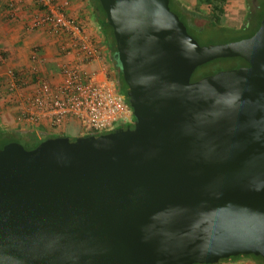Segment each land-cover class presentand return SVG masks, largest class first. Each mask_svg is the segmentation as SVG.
<instances>
[{
  "label": "water",
  "instance_id": "obj_1",
  "mask_svg": "<svg viewBox=\"0 0 264 264\" xmlns=\"http://www.w3.org/2000/svg\"><path fill=\"white\" fill-rule=\"evenodd\" d=\"M134 120L0 148V264L264 259V13L201 45L169 0H99ZM247 65L191 81L200 65Z\"/></svg>",
  "mask_w": 264,
  "mask_h": 264
},
{
  "label": "built area",
  "instance_id": "obj_2",
  "mask_svg": "<svg viewBox=\"0 0 264 264\" xmlns=\"http://www.w3.org/2000/svg\"><path fill=\"white\" fill-rule=\"evenodd\" d=\"M32 3L36 15L26 24L34 31L44 29L57 40L59 51L66 59L59 65V79L51 81L40 74L39 47L29 52L32 62L28 76L12 69L4 73L0 90L17 108V118L31 126L46 123L61 127L73 120L83 134L113 131L134 120L129 102L108 75V65L87 28L67 14L68 0H17ZM16 2L8 3L15 13ZM6 56L0 50V65ZM98 64L95 70L89 67Z\"/></svg>",
  "mask_w": 264,
  "mask_h": 264
},
{
  "label": "crops",
  "instance_id": "obj_3",
  "mask_svg": "<svg viewBox=\"0 0 264 264\" xmlns=\"http://www.w3.org/2000/svg\"><path fill=\"white\" fill-rule=\"evenodd\" d=\"M11 0H0V50L5 53L6 59L0 65V85L5 78L4 73L12 69L21 76H28L32 62L29 59L31 47H39V64L40 74L51 81L59 79V65L66 59L61 55L57 40L44 29L31 31L27 29L26 24L33 16L36 15V9L32 3L16 2L15 13L9 12L8 3ZM62 1V0H58ZM182 3V0H178ZM192 2V1H191ZM67 14L77 18L88 30L93 39L98 41L97 46L100 52L106 56V48L101 44V37L95 23V10L89 0H68ZM94 12V13H93ZM95 36V37H94ZM108 58V57H107ZM106 59V58H105ZM109 60V61H108ZM108 69L111 68L115 75V64L108 58ZM90 69L95 70L98 64L94 63ZM17 108L14 102L8 100L6 94L0 90V127L3 129H24L31 126L17 118ZM74 123L68 120L63 126ZM47 132L57 134L58 128L52 129L45 122L42 123ZM36 127V126H35Z\"/></svg>",
  "mask_w": 264,
  "mask_h": 264
},
{
  "label": "trees",
  "instance_id": "obj_4",
  "mask_svg": "<svg viewBox=\"0 0 264 264\" xmlns=\"http://www.w3.org/2000/svg\"><path fill=\"white\" fill-rule=\"evenodd\" d=\"M90 4L93 6L95 10V23L99 32V36L101 37V44L106 48V59H110L112 64H115L116 68L115 75L112 77L115 80V84L118 90L125 95L127 86L122 79V75L119 69V65L117 64L116 59L114 58V54L116 52L115 40L112 33V27L108 24L106 15L100 5L99 0H89ZM206 3L209 7V22L212 28H217L219 26V30L222 32H233V39L238 40L242 38H247L252 36L255 31L258 29L260 25V20L264 13V5L261 6V10L252 13L248 12L244 24L241 28H232L225 25H222V20L225 16V3L226 0H199L197 1V5H194L193 9H188L183 3L178 0H169L170 9L175 12L180 20L185 24L186 29L189 34H191L196 40V36L193 34L195 30L192 28V24H196L197 12L199 11V4ZM230 33V34H231ZM198 41V40H197ZM233 41V40H232ZM199 43V42H198ZM4 53V52H3ZM5 54V53H4ZM108 57V58H107ZM109 61V60H108ZM216 61H229L232 62L230 68H235L239 66L247 65L246 61L241 57H231V58H218L207 63H204L198 66L192 73V76L202 77L208 74L215 73L219 71L215 65L211 64ZM126 100L127 96L125 95ZM128 101V100H127ZM69 133H51L47 132L46 128L43 125L28 127V128H18V129H3L0 127V148H2L5 144L16 141L19 142L26 149H33L42 141H49L50 138L56 136H67ZM90 132L85 133L83 135H89ZM97 135V133L95 134ZM252 258L255 264H264V259L259 255L254 254H239L236 256H230L227 258H222L220 261H228V260H238L241 258ZM200 264V263H195ZM207 264V263H202Z\"/></svg>",
  "mask_w": 264,
  "mask_h": 264
},
{
  "label": "rangeland",
  "instance_id": "obj_5",
  "mask_svg": "<svg viewBox=\"0 0 264 264\" xmlns=\"http://www.w3.org/2000/svg\"><path fill=\"white\" fill-rule=\"evenodd\" d=\"M192 1V2H191ZM197 1L199 0H182V3L188 8L193 9L194 5H197ZM264 1V0H263ZM249 0H226L225 3V16L222 20V25L232 27V28H241L244 24L246 16L248 12L256 13L261 10V8H257V11H251ZM262 6L264 3L261 4ZM199 11L197 12L196 24H192V28L195 30L194 35L196 36L198 42L201 45L207 44H217L232 41L234 33L232 32H222L219 30V26L217 28H212L209 22V7L206 3L199 4ZM231 33V34H230ZM95 37V36H94ZM95 43L98 44V41L94 39ZM99 46V45H98ZM106 58L105 54H103ZM107 61V59H105ZM232 62L229 61H216L213 62L211 65L216 66L219 70H224L230 68ZM109 77H113L114 73L112 72L111 68L108 69ZM58 133H69L68 135H83V131L78 126L76 122L61 126L56 130ZM216 264H255L254 260L250 257L248 258H241L238 260H226L220 261Z\"/></svg>",
  "mask_w": 264,
  "mask_h": 264
},
{
  "label": "flooded vegetation",
  "instance_id": "obj_6",
  "mask_svg": "<svg viewBox=\"0 0 264 264\" xmlns=\"http://www.w3.org/2000/svg\"><path fill=\"white\" fill-rule=\"evenodd\" d=\"M249 2L250 3L248 5H250L251 11H254V10L257 11V8H261V6H262L261 4L264 3L263 0H249ZM228 69H230V68H228ZM199 78H201V77L192 76V74H191L190 80L195 81Z\"/></svg>",
  "mask_w": 264,
  "mask_h": 264
}]
</instances>
